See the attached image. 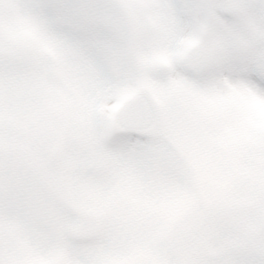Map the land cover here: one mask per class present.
<instances>
[{"label": "clouds", "instance_id": "9594fccd", "mask_svg": "<svg viewBox=\"0 0 264 264\" xmlns=\"http://www.w3.org/2000/svg\"><path fill=\"white\" fill-rule=\"evenodd\" d=\"M0 264H264V0H0Z\"/></svg>", "mask_w": 264, "mask_h": 264}]
</instances>
